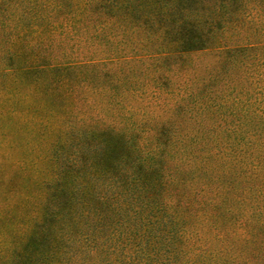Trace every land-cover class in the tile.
<instances>
[{
  "label": "trees",
  "instance_id": "16d2710c",
  "mask_svg": "<svg viewBox=\"0 0 264 264\" xmlns=\"http://www.w3.org/2000/svg\"><path fill=\"white\" fill-rule=\"evenodd\" d=\"M256 14L0 0V264H264Z\"/></svg>",
  "mask_w": 264,
  "mask_h": 264
},
{
  "label": "rangeland",
  "instance_id": "374dc122",
  "mask_svg": "<svg viewBox=\"0 0 264 264\" xmlns=\"http://www.w3.org/2000/svg\"><path fill=\"white\" fill-rule=\"evenodd\" d=\"M259 15L256 14L255 18H259L258 17ZM253 23L254 27L257 26V29L255 30L256 31V34L254 36V38H257V39H260L261 40H264V16L263 17H260L259 20H254V22H251ZM248 32L251 31V27H249L248 29ZM208 58V56L206 57H203L202 61H206Z\"/></svg>",
  "mask_w": 264,
  "mask_h": 264
}]
</instances>
